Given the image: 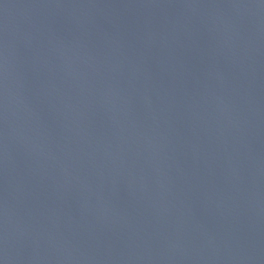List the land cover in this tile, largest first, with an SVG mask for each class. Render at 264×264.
<instances>
[{
  "label": "water",
  "instance_id": "water-1",
  "mask_svg": "<svg viewBox=\"0 0 264 264\" xmlns=\"http://www.w3.org/2000/svg\"><path fill=\"white\" fill-rule=\"evenodd\" d=\"M0 264H264V0H0Z\"/></svg>",
  "mask_w": 264,
  "mask_h": 264
}]
</instances>
